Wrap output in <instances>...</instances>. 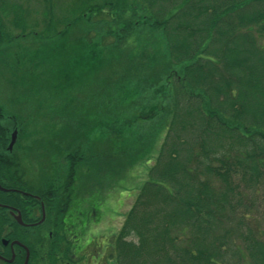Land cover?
<instances>
[{
	"label": "trees",
	"instance_id": "obj_1",
	"mask_svg": "<svg viewBox=\"0 0 264 264\" xmlns=\"http://www.w3.org/2000/svg\"><path fill=\"white\" fill-rule=\"evenodd\" d=\"M30 36L66 63L64 38L77 37L74 66L119 70L107 81L121 101L106 114L124 106L166 122L150 179L104 264H264V231L249 223L264 193V0H0V66ZM19 126L0 107V143ZM18 146L10 159L24 158ZM81 146L68 153L62 184L41 182L49 219L63 222L74 175L92 160Z\"/></svg>",
	"mask_w": 264,
	"mask_h": 264
},
{
	"label": "rangeland",
	"instance_id": "obj_2",
	"mask_svg": "<svg viewBox=\"0 0 264 264\" xmlns=\"http://www.w3.org/2000/svg\"><path fill=\"white\" fill-rule=\"evenodd\" d=\"M76 38H64L67 63L64 56L49 58V43L42 47L36 37L18 38L4 56L8 68L0 66V107L4 114L15 115L19 120L21 127L11 131L8 145L16 131L14 146L19 144L30 179L43 182L53 178L62 184L70 174L67 155L78 151L80 144L82 156L92 159L87 164L82 161L74 175L65 222L77 252L84 251V257L94 263L96 252L100 251L97 254L101 256L119 233L139 191L150 179L149 171L160 153L166 122L161 114H148L141 109L134 114L124 106L106 114L108 105L121 101L118 85L107 81L119 70H106L102 62L93 64V60L86 66H74L72 62L78 63V55L70 52L77 48ZM86 42L85 39V47ZM99 53L103 61L102 50ZM71 67L74 74L70 72L68 78L72 76V80L66 81L64 74ZM137 93L135 90L126 104L138 98ZM123 110L126 112L120 113ZM130 117H139L138 125L126 129ZM116 132L123 136L117 137ZM260 195L257 216L249 223L264 231V193ZM254 201L258 202L256 195ZM39 227L42 243L49 244L48 259L56 264L60 240L47 239L49 222ZM55 235L57 230H53Z\"/></svg>",
	"mask_w": 264,
	"mask_h": 264
},
{
	"label": "flooded vegetation",
	"instance_id": "obj_3",
	"mask_svg": "<svg viewBox=\"0 0 264 264\" xmlns=\"http://www.w3.org/2000/svg\"><path fill=\"white\" fill-rule=\"evenodd\" d=\"M16 146L10 150L9 145L0 143V187L7 190L0 188V262L24 264L29 255L27 264H52L48 259L49 244L46 241L42 243L39 229V226L49 222L51 229L46 235L47 239L53 236V230L60 229L59 235H56L60 240L56 264H104V252L101 256L97 254L100 251L96 252L97 261L94 263L84 257V251L77 252L73 237L67 234L66 216L62 223L58 217L47 220L45 202L38 192L41 182L26 175V161L23 158H9V153H13ZM17 149L20 150L19 146ZM27 230H31L30 233H26Z\"/></svg>",
	"mask_w": 264,
	"mask_h": 264
},
{
	"label": "water",
	"instance_id": "obj_4",
	"mask_svg": "<svg viewBox=\"0 0 264 264\" xmlns=\"http://www.w3.org/2000/svg\"><path fill=\"white\" fill-rule=\"evenodd\" d=\"M16 135H17V132L15 131L14 133H13V136H12V141H11V143H10V145H9V149L11 150L12 149V147L14 146V144H15V142H16ZM1 188V187H0ZM2 190H4V191H7V190H5V189H3V188H1ZM21 218V217H20ZM20 218H18L19 220H21ZM17 244H21L20 242H16ZM22 245V244H21ZM29 256V255H28ZM28 256H27V259H28ZM0 258H2V256L0 255ZM27 259H26V262L24 263V264H27Z\"/></svg>",
	"mask_w": 264,
	"mask_h": 264
}]
</instances>
